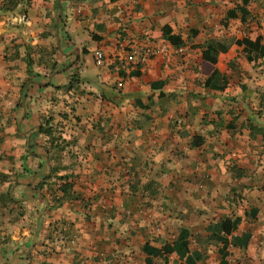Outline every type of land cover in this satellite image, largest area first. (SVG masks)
<instances>
[{
    "label": "crops",
    "instance_id": "0c3cea01",
    "mask_svg": "<svg viewBox=\"0 0 264 264\" xmlns=\"http://www.w3.org/2000/svg\"><path fill=\"white\" fill-rule=\"evenodd\" d=\"M13 1L0 264H264V0Z\"/></svg>",
    "mask_w": 264,
    "mask_h": 264
},
{
    "label": "trees",
    "instance_id": "16d2710c",
    "mask_svg": "<svg viewBox=\"0 0 264 264\" xmlns=\"http://www.w3.org/2000/svg\"><path fill=\"white\" fill-rule=\"evenodd\" d=\"M17 5H18L17 1L8 0L7 2H4L0 8L3 11H10V10H13L14 8H16ZM216 54L217 53L215 52L213 57L210 58L212 63H215L217 60ZM204 55H205V53H204ZM28 65L31 66V62L29 61V59H28ZM209 84H212V82H209ZM45 133L52 134L53 131L48 129L45 131ZM56 139L54 138L53 141H50L52 146H59V145H54V141ZM194 145H198V143L194 142ZM0 175H2V173H0ZM56 176H58V175H56ZM51 178H52V175L45 176L44 182H48ZM56 178L58 179V181L50 183V186H49L50 189L49 190H50L51 195H52V202H53L52 206L57 207V206L62 205V202L64 201V199H66V197H68L70 195L71 190L74 186V183H73V181H69V177L67 175L66 176H64V175L58 176ZM60 180L61 181L65 180V181L61 182ZM0 181L6 182V178L0 177ZM6 200H11L10 196H8ZM238 223H239V221H235L234 226ZM188 236H189V232L187 230L183 229L180 232L178 239L175 241V243L171 247L168 248V251L170 253L176 252V253L180 254L181 257H185L186 262L189 264H196L197 261L201 260L202 256L200 254H197L196 252L193 254H188V241H187ZM222 264H225L224 259L222 261Z\"/></svg>",
    "mask_w": 264,
    "mask_h": 264
},
{
    "label": "built area",
    "instance_id": "2783aa9c",
    "mask_svg": "<svg viewBox=\"0 0 264 264\" xmlns=\"http://www.w3.org/2000/svg\"><path fill=\"white\" fill-rule=\"evenodd\" d=\"M140 52L141 51L135 50V52L131 53L130 60H134L135 55L140 54L141 55V61L145 63L148 60V57H150V55L156 53L154 50H151V49H148L145 53H140ZM104 57H105V54L102 51H98L96 53V58H97L98 63H101L103 61Z\"/></svg>",
    "mask_w": 264,
    "mask_h": 264
}]
</instances>
